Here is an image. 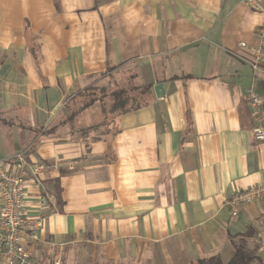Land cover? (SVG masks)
Returning <instances> with one entry per match:
<instances>
[{
	"label": "crops",
	"instance_id": "obj_1",
	"mask_svg": "<svg viewBox=\"0 0 264 264\" xmlns=\"http://www.w3.org/2000/svg\"><path fill=\"white\" fill-rule=\"evenodd\" d=\"M263 24L264 0H0V158L48 166L27 189L37 264L227 263L233 241L264 264V196L236 218L224 204L264 183L245 98L264 101ZM123 72L151 93L115 133L45 131L80 89Z\"/></svg>",
	"mask_w": 264,
	"mask_h": 264
},
{
	"label": "built area",
	"instance_id": "obj_2",
	"mask_svg": "<svg viewBox=\"0 0 264 264\" xmlns=\"http://www.w3.org/2000/svg\"><path fill=\"white\" fill-rule=\"evenodd\" d=\"M257 0H242L251 5ZM260 48L256 50L252 63L256 69L264 60V24L257 31ZM243 46L245 43L242 42ZM255 118L252 137L255 142L264 143V101L252 87L245 92ZM48 168L46 163H29L25 152L10 158H0V264H37L26 240L37 242L38 230L42 227V218L31 217L26 210L27 189L30 176H39ZM264 196V183L246 189L234 191L224 201L231 210L232 218L239 214L240 206L251 204ZM46 204L45 198H41ZM55 264H61L57 260Z\"/></svg>",
	"mask_w": 264,
	"mask_h": 264
},
{
	"label": "trees",
	"instance_id": "obj_3",
	"mask_svg": "<svg viewBox=\"0 0 264 264\" xmlns=\"http://www.w3.org/2000/svg\"><path fill=\"white\" fill-rule=\"evenodd\" d=\"M127 81H131V79L129 78ZM120 83L122 82H118L115 88L109 90V92L107 93V95H109L110 98L109 99L110 104L109 107H107L108 109L107 112L110 114V116L106 118L105 116L103 117L102 115V119L99 118L98 122L91 125L84 124L83 128L77 129V131L81 132L80 134L79 133L77 134L76 131H73L74 129H71L72 127L71 123L70 124L66 123L67 125L70 126L69 133L77 137L80 136L89 137L91 132H97L100 135L111 134L112 132L115 133L116 129L118 128L117 119L121 115L134 111L149 103L150 100L149 94L151 93L150 85L135 87L134 85H132L133 83L128 85H125L123 83L120 84ZM140 97L141 99L139 100L138 98ZM89 106L90 105L86 106L84 110L86 111L87 109L92 108ZM99 116L101 117L100 113ZM66 124L64 125L67 126ZM103 128H106V130L100 131V129ZM56 129L50 130L49 132L55 131ZM233 247H234V254L232 258L229 260V262L224 263L220 256L215 255L209 258L201 259L199 261V264H251L252 261L258 258V256L254 252L248 249V247L240 241H233Z\"/></svg>",
	"mask_w": 264,
	"mask_h": 264
},
{
	"label": "rangeland",
	"instance_id": "obj_4",
	"mask_svg": "<svg viewBox=\"0 0 264 264\" xmlns=\"http://www.w3.org/2000/svg\"><path fill=\"white\" fill-rule=\"evenodd\" d=\"M128 79L129 77L125 72L112 75L111 77L108 74L97 77L88 87L80 89L74 96L67 99L57 118L45 131L61 128V131H66V133H68V131H70V126L67 124L71 123V129H74L73 131L80 134L81 132L77 131V129L83 128V123L85 121L94 124L99 121V118L102 119V115L107 118L110 116L107 112V107H109L110 104V98L107 93L109 90L115 88L118 82H122L125 85L132 84L131 81H127ZM138 99L140 100L141 97ZM88 105L92 108L85 111L84 109ZM99 113L101 114V117L99 116ZM104 130H106V128L100 129V131ZM38 131L41 133L43 132V129H38ZM94 133L99 134L96 132Z\"/></svg>",
	"mask_w": 264,
	"mask_h": 264
},
{
	"label": "water",
	"instance_id": "obj_5",
	"mask_svg": "<svg viewBox=\"0 0 264 264\" xmlns=\"http://www.w3.org/2000/svg\"><path fill=\"white\" fill-rule=\"evenodd\" d=\"M155 90H156V93L159 95V93L160 92H162L163 93V86H162V84H158V85H156L155 86Z\"/></svg>",
	"mask_w": 264,
	"mask_h": 264
}]
</instances>
